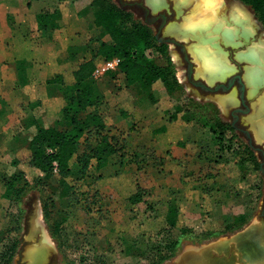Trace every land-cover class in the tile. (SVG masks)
Instances as JSON below:
<instances>
[{
    "label": "rangeland",
    "instance_id": "1",
    "mask_svg": "<svg viewBox=\"0 0 264 264\" xmlns=\"http://www.w3.org/2000/svg\"><path fill=\"white\" fill-rule=\"evenodd\" d=\"M39 1H49L52 7L57 5V8L62 5L65 7L64 11L71 14L72 17L66 25L73 30L76 45H79L80 39L84 40L85 44L95 43L94 47L99 41H110L109 35L92 20L91 13L94 7L91 6L90 0H65L62 4L58 2L59 0ZM123 1L132 4L125 6L120 5L119 0H110L127 13L130 23H139L152 34L154 45L146 51V54L158 64H169L179 83V91L169 100L168 96L160 98L165 92L161 94V91L156 89L159 88L156 84L150 90L142 88L139 84H131L128 87L122 76H118L119 78L115 76L114 80H108L105 77L93 79L97 82L100 107L116 124L113 133L127 131L129 135L126 141L119 140L118 144L121 147L104 168L99 172L94 171L93 168L90 169L85 180L91 182V176L101 173L104 177L103 186L100 190L98 188L99 194L93 195L91 192L85 196L81 194L74 196L72 204L67 208L68 216L65 221L67 227L61 232L64 247L58 248L57 242L49 235L55 249L47 257L45 264H70L69 261L73 260H79L84 264H151V253L156 242L154 239L141 236L137 232L139 230L128 227L131 217L130 204L127 200L130 194L128 183L129 181L131 183L132 177H135L133 182H137L144 191L138 209L143 214L156 216L152 220H147L140 231L153 232L164 225V215L167 214L169 202L178 203L179 224L186 227L188 232L182 233L179 229H173L168 236L160 240L178 239L176 250H180L185 244L204 242L198 241L197 231L205 229L208 222L216 221L215 223L222 228L229 225L235 216L242 215L233 225L234 228L226 231L229 233L241 228L251 219L264 218V145L256 142L257 132L253 123L256 106L264 94V89H260L251 96L244 92V100L249 111L238 112V118L233 126L232 113L235 109H246L237 97V89L232 87L229 91L222 89L206 91L195 86L187 77V62L179 47L167 42H159L155 37L158 24L144 22L143 10L137 6V3H142L148 7L150 14H158L160 11L170 12L168 20L174 21L172 26L182 28L187 17H190V22L199 17L196 13L203 6L202 2V5L199 4L202 0H188L191 4H188L189 6H181L178 4L179 0ZM233 4L238 3L236 0H224L223 6L220 7L221 13L227 16ZM196 7L200 10L196 11ZM186 10H189V14L183 16L187 14ZM247 10L252 14L248 8ZM74 17L76 19L71 25L69 21H73ZM181 18L185 22H181L183 24L179 27ZM252 18H254L253 14ZM83 21H85L84 25ZM88 22L91 27H87ZM167 24L171 23L168 21ZM254 25L257 26L258 36H264L262 25L259 22L257 24L254 22ZM164 29L165 27L160 35L170 36ZM174 30L175 33L176 29ZM195 34H199L201 38H193L192 42L207 45L211 33L207 31L195 32ZM206 39L207 42H205ZM218 42L222 44L219 38ZM174 52L177 53L176 57ZM89 54V51L81 48L74 53L79 60ZM187 54L189 56L188 52ZM227 56L229 61L230 56ZM233 60H236L235 56ZM201 81L211 87L217 85V83ZM231 90L232 93H230ZM215 93L228 96H233L232 94L235 93L227 109L221 106L223 110H227L223 116L215 102L211 100L215 97ZM154 99L161 101V106L158 105L160 108ZM170 101L171 105L166 106ZM179 102L185 106L192 118L188 128L169 126L171 122L168 119L169 115L176 111L180 105ZM23 103L19 106L23 107ZM11 110L12 112L4 113V117L0 118V247L9 240L8 237L4 238L5 234L2 231L6 228L12 229V233L18 237L19 242L11 264H24L27 259L25 254L21 257V250L23 248L26 250L28 246L37 245L36 243L39 242L37 238L41 227L35 220L37 206L41 209V223L43 222L47 231L49 229L42 216L40 188L27 187L19 205L9 201L3 194L4 182L16 172L13 164L14 157L18 153L20 157L25 154L24 150H19L26 140L25 135H21L31 134V130L25 127L26 124L23 127H21L22 123L19 124L25 107L18 111L13 108ZM32 110L36 114L39 113L38 107ZM122 112L126 115L123 116ZM166 124L165 132H158V129ZM246 132L250 136L251 144ZM14 133H18L20 137L10 140L14 137ZM179 138L182 140L184 138L183 141L186 143L184 147L175 145L172 150L170 149V153H164V148H168L174 140ZM23 160L26 158L23 157ZM19 167L25 171L30 182L39 174L38 170L27 168L25 161H20ZM115 172L117 177H114ZM190 172L193 173L191 177H189ZM184 175L194 180L184 183L182 178ZM111 176L115 179L114 181L111 180ZM118 184L121 185L116 188ZM95 186L93 185L97 188ZM202 188L207 190V194L200 193L199 190ZM198 194L203 197L199 198ZM14 218H19V221H14ZM97 221L100 222L96 223ZM110 232L115 233L106 240L100 239Z\"/></svg>",
    "mask_w": 264,
    "mask_h": 264
},
{
    "label": "trees",
    "instance_id": "2",
    "mask_svg": "<svg viewBox=\"0 0 264 264\" xmlns=\"http://www.w3.org/2000/svg\"><path fill=\"white\" fill-rule=\"evenodd\" d=\"M63 1L65 0L58 2L62 4ZM239 1L252 11L264 28V0ZM90 4L94 7L91 13L92 20L97 26L103 28L109 35L110 41H99L96 47L91 48L88 59L67 64L65 68L57 69L46 79L49 84L57 83L64 86L61 93L49 96V98H60L61 106L58 113L54 114L56 117L47 115L43 119L38 118L35 133L19 148L24 150L25 154L20 157L18 153L13 159L16 172L4 182V196L18 205L27 187L40 188L43 218L58 248L64 247L61 232L67 227L65 224L68 216L67 208L72 204L74 196L79 194L85 196L91 192L93 195L99 194L98 188L100 190L103 186L104 177L101 173L91 176V182L85 180L90 169L93 168L94 171L99 172L104 168L121 147L118 144L119 140L126 141L128 137L127 131L113 133L114 123L109 119L107 112L100 107V94L91 78L93 72L107 59L118 57L120 61L115 70L109 71L110 77L120 72L124 75L127 84H139L142 88L150 90L153 85H159L164 88L169 100L179 91V83L169 64H158L147 56L146 51L154 45V38L148 29L139 23H130L127 13L110 0H90ZM59 11L57 8L53 17H59ZM53 103L54 105H51ZM155 103L158 106L161 101L156 99ZM56 104L59 105V102L51 99L50 106H57ZM179 104L176 111L169 115L171 127L179 128L192 122L185 106L180 102ZM169 105L171 101L166 106ZM122 114L126 115L125 112ZM166 127L167 124L159 128L158 132H165ZM23 157L26 160H23ZM20 161H25L27 168L39 171L32 182L27 179L22 167H19ZM192 174L190 172L189 177ZM117 176L115 172L114 177ZM110 178L115 180L112 176ZM182 178L184 183L194 180L188 178V175ZM133 179L135 177H132L131 183L130 181L128 183L130 194L127 200L131 212L128 227L139 230L137 232L143 237L154 239L156 243L151 253V264H161L174 257L179 250H176L178 239L160 240L168 236L173 229H179L182 233L188 232V229L179 224V205L176 201H171L167 214L164 215V225L153 232L140 231L147 220H152L156 216L143 214L138 209L144 191L137 182H133ZM120 185L118 184L116 188ZM199 191L202 195L207 194L204 188ZM201 194H198L199 198L203 197ZM99 204L103 205L101 202ZM241 216H235L233 221L227 224L228 226L222 228L215 223L216 221L208 222L205 229L197 231L198 241L227 234L226 231L233 229V225L240 220ZM16 220L19 221V218H14V221ZM98 222L100 221L96 223ZM12 231L10 228L2 231L5 234L4 238L8 237L9 240L0 247V264H11L16 254L19 240ZM112 233L115 232L103 235L100 239L106 240ZM69 262L84 264L79 260Z\"/></svg>",
    "mask_w": 264,
    "mask_h": 264
},
{
    "label": "crops",
    "instance_id": "3",
    "mask_svg": "<svg viewBox=\"0 0 264 264\" xmlns=\"http://www.w3.org/2000/svg\"><path fill=\"white\" fill-rule=\"evenodd\" d=\"M178 4H180L181 6L191 5L189 4L188 0H179ZM58 8L60 10L59 11L60 16L53 17L55 10L57 9V5H53L52 7V4L49 1L43 2L39 0H0V118L4 117V113L12 112L11 110L12 108L18 111L19 109L25 107V111L22 113L23 116L19 119V124L22 123L21 127H23V125L26 124L25 127L31 130V134L25 133L21 135V136L25 135L26 139L31 137L35 133L37 129L36 123H38L36 121H38V118L43 119L47 115H52V117L55 116L58 113V110L61 106L59 100L60 98L58 97L49 98V96L55 93H61L64 90V86L57 83L49 84L46 82V79L53 72H56L57 69L61 70L59 68H65L67 64L76 63L84 59H88L91 55V48L92 46L94 47L95 45V43H93V45H91L90 43L85 44L84 40L81 39L79 40V43L77 42L79 45H76L75 44L76 42L74 41L75 39H74L73 30H71L66 25L68 20L72 16L71 14H68L67 12L64 11L65 10L64 6L61 5ZM185 12L187 14H184L183 16L189 14V10H186ZM159 14L166 17L167 23L168 21L169 23H171L167 25L165 24L164 26L165 27L164 30L166 34L170 35V37L173 36L177 38L185 45V49L190 56L189 60L191 61L193 66V76L196 79L204 80L206 82L217 83V85L220 83H226L230 79H233L234 81L235 79L237 80L240 79L241 80L240 86L238 87L236 84H234L233 87H235L237 91L239 88H243V94L244 92L248 93V91H250L249 93L250 95L253 94L252 88L254 86V82L252 76L249 73L251 66L253 64L248 53L250 52L249 51L250 43L247 42L243 44L240 42L239 43L236 42L234 43L235 44L234 45L233 42L231 41H226V42L223 41L225 39H223L222 37L223 35H225L224 34L225 32L222 30V28L218 29L215 23H214L215 25L214 27L213 24H209L212 30L213 28L215 29L214 31L216 34H214V31L209 30L210 27L209 25L205 24L204 26H202L200 24L201 20L199 21V19L201 18L200 13H196V14H198L200 17V18L197 17V19L199 18L198 24L201 26V28L199 25H194L197 26L199 29L197 27H191L193 26L192 25L193 22H190V20L188 21L187 19L190 18L187 17L186 22L188 21V23H190L191 26L190 24L189 25L186 24L184 25V27H182L184 29L186 26L185 30L183 31L178 30L176 31L177 33H174L175 31L173 29L174 26H172V23L174 21L168 20V16H170V12L160 11ZM66 15L68 16L66 17ZM224 15L226 16V14ZM220 16L223 17V15L221 14ZM75 17L73 21H69L71 25H73L76 19ZM197 19L194 20L195 24H197L195 22L197 21ZM255 20L257 24L258 20L256 18ZM180 21L182 22L183 19L179 20V22ZM84 24L85 21H83V25ZM87 24H88L87 27H91L90 22H88ZM188 26L193 28V30L190 31L191 28H187ZM215 27L218 30H216ZM202 28L204 29L206 28L205 31ZM207 30H209L208 31L209 34L211 33L212 36L214 35L213 37H210L211 39L214 38L216 35V39L212 40L213 46H215V48H213V46L211 47L212 43H210L211 45L210 44L202 45L201 43L197 45V43L192 42L193 38H198V39L201 38L200 36H197L199 34H195V32H202V31L206 32ZM193 34L196 36H194ZM218 38L221 40L222 44L218 42ZM218 43H219V48L218 46L216 47ZM209 47L212 48L215 54L219 53L217 49L220 50V54H221V50L222 53L224 52L227 53L226 56L227 55L230 56L229 64L234 65L233 67H235L236 70L234 71V68L232 67V65H230V68H228L229 73L226 72L227 70H223V74L226 72L224 76L223 74H221L222 71L221 73L220 72L218 73V71L215 72L217 73L216 74L217 76L215 74H212L213 72L207 69V63L205 61H201L204 60V57ZM78 48L85 49L87 52L89 51L90 54L85 58L79 60V58H77L74 55V53L78 51ZM204 48L206 49V52L205 55L203 56L201 55L203 52L200 53L198 51L199 50L205 51L203 50ZM246 48L248 49V51ZM240 50L242 52H240ZM244 50L245 52H243ZM200 55L201 57H203V59L200 57ZM233 56L236 57V60H233ZM227 60H228V56H227ZM243 60L244 61L247 60V61L244 62ZM200 62L201 65L203 62V67L200 65ZM99 68L93 72L91 77L92 79L94 78L100 79L102 77H105L108 80H114L115 76L117 77L122 76V78L125 80L124 75H122V73L120 72L116 73L115 75L112 74L111 77L110 75H108L109 71L112 72L117 67L114 69H108L106 71H102ZM232 68L233 70H231ZM230 71H232V73ZM209 74L212 75L210 76ZM212 76L215 78H213ZM210 77H212L211 79L214 80H211ZM94 84L96 86L97 82L94 81ZM125 85L130 87L131 84H127L125 80ZM156 89L160 90L161 94L165 92L160 98L166 96V91L164 90L163 87L159 86V88ZM214 95L215 97H213L211 100L215 102L217 108H219L220 110V114L223 116V114H225L227 110L226 111L223 110V108L221 107L218 101V97L219 95L222 96L224 94L215 93ZM51 99L57 100L59 102V105L51 107L50 106ZM22 102H24L23 104L25 106L23 105V107L22 106L20 107L19 105ZM35 107L39 108L38 114H36L35 111L32 110ZM138 114L140 115V113ZM111 121L113 122V119H111ZM113 123L114 126L116 127L115 122ZM253 123L257 132V136H255L256 142L264 145V130L261 128L260 130H258L257 129L258 127L256 125L257 123L256 122ZM183 126L184 125H182L181 127ZM184 127L188 128L190 127V125L187 124ZM14 134H15L14 137H12L10 140H14L20 137L18 133L17 134L14 133ZM128 135L129 132H127V136ZM179 140H174L168 148H164L163 146L164 144L162 143L163 144L162 147L164 148V153H170V149L172 150L173 146L175 145L183 146L184 144H186L185 141H183L184 138L183 140L182 138H179ZM47 232L50 235L49 231ZM37 239L39 240V242H41V233H39ZM39 242L36 243L37 244L36 246L31 245L26 250L24 248L21 250V257H23V254H25L26 259L28 258L24 264H29V263L45 264L47 257H49L50 255H47V253H44L42 251H37L38 247L40 246ZM252 246L255 247L254 250ZM263 247H264V218L257 217L251 219L241 228H238L233 232L219 235L215 238L205 240L204 242L198 244L189 243L183 245L180 248V250L174 255V257L170 258V260L167 261L165 264H188L189 263L188 261L190 260H191L190 264H203V261L206 262L204 264H207L208 260H209L208 261L209 264H231V263L236 264V262L238 264H246L247 262L248 264H252V263L264 264ZM54 249L55 248H53V250ZM255 250L257 251V253H255ZM204 255L207 257H204ZM246 255H250V258L246 257ZM197 257H199V259ZM193 258L194 259L197 258V259L194 260ZM243 261H245V263Z\"/></svg>",
    "mask_w": 264,
    "mask_h": 264
},
{
    "label": "bare ground",
    "instance_id": "4",
    "mask_svg": "<svg viewBox=\"0 0 264 264\" xmlns=\"http://www.w3.org/2000/svg\"><path fill=\"white\" fill-rule=\"evenodd\" d=\"M201 2L203 3V6H202V8H197L196 7V11H198V10H200V11H198V13H200V19H199V21L201 20V22H200V24L202 25V26H204L205 24H207V25H209V24H213V27L215 26L214 25V23L216 24V27L219 29V28H222V30L225 32L224 34L225 35H223V39H225V40H223V41H231V42H233V44L234 43H243V44H245V43H250L249 45L251 46H249V51L250 52H248L249 53V56H250V58H251V60H252V62H253V64H252V66H251V69H250V71H249V73H250V75L252 76V79H253V82H254V86H253V94H255V93H257L260 89H264V36H258V33H257V26L255 27L254 26V22L256 21L255 20V18H252L251 19V16H252V14L250 13V12H248V10H247V7L244 5V4H242L240 1H238V0H236V2L238 3V4H233L231 7H230V10H229V14H228V16H225L223 13H221V11H220V7L221 6H223L222 5V3L224 2V0H202V1H200V5H202L201 4ZM196 4H198V2H196ZM200 5L198 6V7H200ZM224 5H225V3H224ZM226 7V6H225ZM224 10V9H223ZM226 12V11H225ZM220 14L221 15H223V17H221L220 16ZM220 16V17H219ZM229 17V18H228ZM190 18V17H189ZM198 19H197V21H195L197 24H195V25H199L198 24ZM188 21L189 20H191V19H187ZM213 20H214V22H213ZM186 21V20H185ZM185 21H182V22H185ZM188 21L185 23V25L186 24H190V23H188ZM191 22H194V21H191ZM180 23H181V21H180ZM176 24V23H175ZM179 24V23H178ZM183 23H181V24H179V27H180V25H182ZM194 24V23H193ZM176 26H177V24H176ZM190 26H191V24H190ZM200 26V25H199ZM210 26V25H209ZM183 27H184V25H183ZM191 27H197V26H191ZM191 27H187V28H191ZM211 27V26H210ZM212 27V28H213ZM215 27V28H216ZM185 28H186V26H185ZM185 28L183 29V28H178V27H175V25H174V28L173 29H176V31H177V29L180 31H183V30H185ZM198 28V27H197ZM196 28V29H197ZM201 28V27H200ZM216 28V30H218ZM195 29V28H194ZM199 29V28H198ZM202 29H204V28H202ZM206 29V28H205ZM207 29H208V27H207ZM190 30V29H189ZM189 30H187V31H189ZM193 30V28H191V30L190 31H192ZM209 30H211V31H214L215 29L213 28V30L212 29H209ZM209 30H207V31H209ZM221 30V29H220ZM219 30V31H220ZM174 31V30H173ZM205 31V30H204ZM206 31V32H207ZM203 32V31H202ZM222 32V31H221ZM176 33V32H175ZM184 33V32H183ZM214 34H216L215 33V31H214ZM222 35V34H221ZM195 36V35H194ZM198 36V35H197ZM214 36V35H213ZM212 35H211V37H213ZM183 37V36H182ZM219 37V36H218ZM206 38V37H205ZM213 39H216V35H215V37L214 38H209L208 40L206 39V41L205 42H207V44H210V43H212V45H211V47L213 46V42H212V40ZM231 42H230V45H231ZM217 43V42H216ZM199 43H197V45H198ZM205 44V43H204ZM214 44H215V42H214ZM235 45V44H234ZM248 45V44H247ZM218 46V48H219V43H218V45H216V47ZM239 46H241V45H239ZM245 46V45H244ZM200 47V46H199ZM231 47V46H230ZM237 47V46H236ZM205 48H207V47H205ZM203 49V50H205V51H202V50H199L198 52H203L201 55H205V52H206V49ZM213 48H215V46H213ZM220 48H221V46H220ZM228 48V47H227ZM248 48V47H247ZM246 48V49H247ZM200 49H202V48H200ZM217 49V48H216ZM218 51H219V53L218 54H215V52L212 50V48H208V50H207V53H206V55H205V57H204V60H201V61H205L206 63H207V69L208 70H211L213 73L212 74H217V73H215V72H217L218 71V73L220 72L221 73V71H222V73L221 74H223V70H227L226 72H228L229 71V69L228 68H230V65H232V64H229V61L227 60V58H226V53L224 52V53H222V50H221V54H220V50L219 49H217ZM175 51V50H174ZM216 51V50H215ZM247 51H248V49H247ZM240 52H242L241 50H240ZM243 52H245V50L243 51ZM199 53V54H200ZM217 53V52H216ZM247 53V52H246ZM194 54V53H193ZM241 54H243V53H241ZM201 55H200V57H201ZM247 55V54H246ZM173 56V55H172ZM174 56L176 57L177 56V53L175 54V52H174ZM179 56V55H178ZM242 56V55H241ZM248 56V55H247ZM238 57V56H237ZM202 59H203V57H201ZM246 58V57H245ZM244 58V59H245ZM247 59V58H246ZM250 60V61H251ZM244 61V60H243ZM245 61H247V60H245ZM244 61V62H245ZM200 65H201V62H200ZM202 67H203V62H202V65H201ZM200 66V67H201ZM205 66V65H204ZM234 65H232V67H233ZM204 68H206V67H204ZM234 68V67H233ZM233 68L231 69V70H233ZM245 68H246V66H245ZM248 68V67H247ZM206 69V70H207ZM234 70H236V69H234ZM202 71H204V70H202ZM244 71H245V69H244ZM206 72V71H205ZM204 72V73H205ZM209 72V71H208ZM225 72V71H224ZM225 72V73H226ZM231 73H232V71H230ZM248 72V71H247ZM207 73V72H206ZM225 73L223 74V76L225 75ZM229 73V72H228ZM246 73V72H245ZM208 74V73H207ZM211 74V75H212ZM210 75V74H209ZM208 75V76H209ZM210 75V76H211ZM219 75V74H218ZM227 75V74H226ZM208 76H207V78H208ZM217 76V75H216ZM213 77V76H212ZM212 77H210V79L212 78ZM219 77V76H218ZM226 77V76H225ZM254 77V78H253ZM213 78H215V77H213ZM244 79V78H243ZM211 80H214V79H211ZM247 80H249V79H247ZM246 81V80H245ZM247 84V83H246ZM249 88H250V86H249ZM230 93H232V90H231V92ZM248 93H250V91H248ZM229 94V93H228ZM235 94V93H234ZM234 94H232L233 96H234ZM252 94V95H253ZM262 94V93H261ZM250 95V94H249ZM233 96H228V95H223V96H220L219 95V103H220V105L224 108V109H227L228 108V106H229V104H230V102L233 100ZM251 96V95H250ZM237 99V98H236ZM236 102V101H235ZM231 105V104H230ZM256 109H257V111L255 112V115H254V121L257 123L256 125H257V129L258 130H260V128L261 129H263L264 130V94L261 96V98L258 100V104H257V106H256ZM41 209H40V207L39 206H37V208H36V210H35V220H36V223H37V225L38 226H40L41 227V242H39V244H40V246L38 247V250L37 251H42V252H44V253H47V255H50V254H52V251H53V248H54V243H53V241L51 240V238H50V236H49V234H48V232H47V230H46V228L44 227V225H43V222L41 223ZM39 231V230H38ZM252 233V232H251ZM258 234V233H257ZM223 238V237H222ZM252 238H254V237H252ZM263 239V238H262ZM240 244V243H239ZM218 245V244H217ZM34 246H36V245H34ZM211 246V245H210ZM216 246V245H215ZM29 247V246H28ZM212 247V246H211ZM245 247V246H244ZM252 248H253V250H254V248L255 247H253L252 246ZM264 248V247H263ZM33 249V248H32ZM260 249H262V248H260ZM260 249H259V251H260ZM198 250V249H197ZM251 251V250H250ZM203 252V251H202ZM255 253H257V251L255 250ZM262 253V252H261ZM198 255V254H197ZM231 255V254H230ZM235 256V255H234ZM185 257H186V255H185ZM204 257H207V256H205L204 255ZM246 257H249L250 258V255H246ZM253 257H254V255H253ZM180 258V257H179ZM189 258V257H188ZM198 259H199V257H197ZM197 258H195V259H197ZM28 259V258H27ZM194 259V258H193ZM194 259V260H195ZM212 259V258H211ZM181 260V259H180ZM187 260V259H186ZM204 260H206V259H204ZM242 260V259H241ZM191 261V260H190ZM190 261H188L189 263L188 264H190ZM193 261V260H192ZM209 261V260H208ZM208 261H207V264H209L208 263ZM232 261V260H231ZM244 263H245V261H243ZM204 263H206V262H204L203 261V264ZM252 263V262H251ZM30 264V263H29ZM232 264V263H231ZM234 264V263H233ZM236 264H238L237 262H236ZM246 264H248V262L246 263ZM252 264H254V263H252Z\"/></svg>",
    "mask_w": 264,
    "mask_h": 264
},
{
    "label": "water",
    "instance_id": "5",
    "mask_svg": "<svg viewBox=\"0 0 264 264\" xmlns=\"http://www.w3.org/2000/svg\"><path fill=\"white\" fill-rule=\"evenodd\" d=\"M119 3L120 5H123L124 4V1L123 0H119ZM144 11L145 13L148 12V10L146 8H144ZM156 18V17H155ZM162 18V22L165 21V17L164 16H161ZM147 22H151V21H147ZM160 29H158V32L155 34V37L158 41L160 42H167L169 44H174L175 46H178L179 49H180V52L182 53V56L184 58V60L187 62V77L188 79L195 85V86H198V87H201L202 89L206 90V91H217L219 89H222V90H226V91H229L233 85H234V80L233 79H230L228 80L226 83H220L218 85H215V87H211L210 85H207L206 83H203L201 80L199 79H196L194 76H193V66H192V63L191 61L189 60V56L187 54V51L185 49V45L183 44V42L179 41L177 38L173 37V36H169V37H165L163 35H160ZM238 82L239 84L241 83V80L238 79ZM242 105L246 108L245 110L241 109V108H237L235 109V111L232 113V117H233V121H232V125L235 126V122L237 120V113L238 112H248L249 111V107L245 104L244 102V94H243V88H239V91H238V96H237ZM247 133V132H246ZM247 137L250 139V136L249 134L247 133ZM249 143L251 144V139L249 140ZM263 173H264V170H263Z\"/></svg>",
    "mask_w": 264,
    "mask_h": 264
},
{
    "label": "flooded vegetation",
    "instance_id": "6",
    "mask_svg": "<svg viewBox=\"0 0 264 264\" xmlns=\"http://www.w3.org/2000/svg\"><path fill=\"white\" fill-rule=\"evenodd\" d=\"M132 3H129V2H127V1H124V4L123 5H125V6H130ZM137 6L138 7H140L142 10H143V18H144V22H146V23H149V22H147V21H151L150 23H157L158 25H157V28H156V33L158 32V29H160V32H161V30L164 28V26H165V24H166V17H165V21L164 22H162V18H161V16H163V15H160L159 13L158 14H150L149 12V9H148V7H146L145 5H143L142 3H137ZM144 8H146L147 10H148V12L147 13H145V11H144ZM156 17V18H155ZM165 37H169V36H165ZM178 47V46H177ZM182 54V53H181ZM187 72V71H186ZM234 84H236L238 87L240 86V84H239V82H238V80L237 79H235V81H234ZM238 91H239V89H238ZM244 102H245V100H244ZM246 104V103H245Z\"/></svg>",
    "mask_w": 264,
    "mask_h": 264
},
{
    "label": "built area",
    "instance_id": "7",
    "mask_svg": "<svg viewBox=\"0 0 264 264\" xmlns=\"http://www.w3.org/2000/svg\"><path fill=\"white\" fill-rule=\"evenodd\" d=\"M120 59L118 57H113L110 59H107L99 68L102 71H106L108 69H114L118 66Z\"/></svg>",
    "mask_w": 264,
    "mask_h": 264
}]
</instances>
